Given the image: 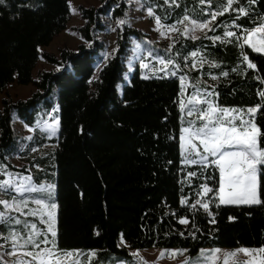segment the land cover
<instances>
[{"label": "trees", "instance_id": "trees-1", "mask_svg": "<svg viewBox=\"0 0 264 264\" xmlns=\"http://www.w3.org/2000/svg\"><path fill=\"white\" fill-rule=\"evenodd\" d=\"M141 2L153 12L162 8L161 0ZM239 7L246 8L248 15L238 17ZM76 10L83 20L76 28L83 42L73 50L63 46L55 56L39 48L65 28L70 17L68 0H0V149L13 140L11 115L18 114L24 125L33 128L22 151L29 155L33 182L53 178L58 249L95 252L87 264H129L133 255L119 244L122 237L131 249L178 247L187 250L188 256L204 247L264 246V204L224 205L214 192L198 195L202 184L218 188V171L211 165L184 163L179 144L181 75L199 89L217 93L211 98L220 106L246 110L264 105L258 95L264 90V55L247 45L242 50L240 41L223 36L225 30L240 35L241 28L231 26L233 20L245 30L258 25L264 19V0L254 4L234 0L232 10L218 16L213 30L206 31V36H221L220 41L175 37L171 51L159 50L179 65L175 76L143 78L134 67L119 92L116 84L122 82L129 37L141 38L143 33L123 26L115 50L92 78L93 62L103 47L97 37L104 28L100 16L110 10L112 16L122 17L126 6L122 0H101L97 7L79 4ZM166 21L161 20L167 25L170 20ZM194 51L219 67L204 63L187 68L193 59L188 55ZM242 51L255 69L247 67ZM39 58L56 69L33 77ZM198 77L201 82H196ZM13 82L31 84L34 91L24 100L12 101L6 90ZM53 86L59 125L57 135L48 138L35 128L31 110L48 97ZM52 104L40 105V122ZM256 123L264 133V111L257 114ZM45 144H51L47 154L31 156L33 147L42 151ZM260 146L264 147V136ZM19 171L28 173L25 166ZM191 172L196 175L189 176ZM258 181L264 200V175ZM197 199L207 201L209 209L193 208ZM184 217L188 224L179 222ZM0 264L4 263L0 260Z\"/></svg>", "mask_w": 264, "mask_h": 264}, {"label": "snow or ice", "instance_id": "snow-or-ice-1", "mask_svg": "<svg viewBox=\"0 0 264 264\" xmlns=\"http://www.w3.org/2000/svg\"><path fill=\"white\" fill-rule=\"evenodd\" d=\"M167 2V0H165ZM211 0H209V3ZM256 0H249V3L254 4ZM175 3V0H172ZM201 4L205 0H200ZM234 0H223L222 11H213L211 13L205 12V15H210V20L197 21L188 15L182 19L177 20L173 24L165 25L161 22V17L156 16L155 22L159 25L161 35L166 33H178L180 28L177 25H183V34H187L190 30L195 33L198 29L201 32L205 30L212 31V23L216 21L218 16L224 15L225 12L232 10ZM239 16H247L248 10L244 7L236 9ZM149 15H154L152 8H148ZM237 17V18H238ZM125 20L118 21L119 25H124ZM233 27L241 28L240 35L234 31H225L224 38H235L240 41V48L243 50L245 45L249 46L256 53L264 55V19L254 26L251 30L243 29L235 20L232 21ZM192 39H199V37L192 35ZM215 41H220L221 36L209 37ZM225 42L231 43L232 41L226 39ZM172 45L169 46L168 51H171ZM244 62L247 63L248 68L255 69L256 65L252 63L248 55L242 51ZM190 55L196 58L199 54L192 52ZM152 56V53H149ZM158 60L161 67L153 68L152 71L163 72L164 76H175L177 73L169 68L173 65L177 70L179 65L172 59H165L163 56L154 57ZM187 57H185V60ZM207 61L204 57H200L199 64L202 67ZM144 68H149L147 63L142 65ZM197 62L193 60L192 67L195 68ZM212 67H219L213 63ZM237 69L233 68L232 71ZM222 76H227V72H222ZM147 78V77H145ZM181 82V99L180 107L182 110H187L188 117H195L188 120L187 127L181 129V148L182 155L184 156V163L186 164H202L205 168L209 165L215 166L219 172L218 188L213 189L207 184L201 185L202 191L198 193L200 196H207L209 193H215V198L219 200L220 204L224 205H254L264 204L261 200L260 185L258 176L264 175V148L260 146L261 138L264 133L261 132L260 127L256 123L257 114L264 111V105L257 104L254 107L245 109L226 108L220 106L211 97L218 95L215 92H208L201 90L197 85H193L198 95L184 97V92L187 89V76L181 75L179 77ZM216 79L215 76L212 77ZM258 95L264 98V90L260 91ZM185 99L187 103H185ZM198 105H205L206 107H198ZM55 125H59V120H55ZM51 128L52 134H55L56 127L48 125ZM31 130V129H30ZM31 139V137H29ZM198 142V143H197ZM198 157V158H194ZM211 158V159H210ZM6 165H0V171L6 169ZM4 174L9 178L0 181V193L8 194L15 192L19 194L21 199H17L16 195H12L9 199L0 198V224L14 223L16 225H23V229L27 230V235L22 236L21 231L12 229L7 237H3L5 241H11L13 249L17 247L31 246L32 249L38 251H27L24 255L31 257V260L24 261L21 259L17 264H69L73 257H76L72 264H80L79 257L83 255L80 250L65 251L58 249L56 243V208L57 205L52 200V192L55 185H36L32 182L31 175L11 174L4 171ZM195 176V172L188 174ZM37 194V197H32L31 201L25 199L26 195ZM46 194V195H45ZM39 197V198H38ZM34 203L37 207L29 209V203ZM188 203L187 200H182V204ZM200 205L204 210L209 209V203L197 199L195 208ZM25 209H28L25 211ZM13 212L21 213L25 216L40 217V223L46 225V229H40L36 223H29L28 221H21L19 217H14ZM230 219H232L230 217ZM181 224H188L187 217L179 220ZM215 220H212L214 223ZM183 235V233H181ZM195 235V233H193ZM43 237V239H39ZM123 241V237L121 238ZM23 240V244L20 241ZM44 245V247H41ZM3 247V245H0ZM187 250H172L167 253L170 256L182 254ZM220 249L204 250L201 249L200 256L196 258L191 264H215V261L220 259ZM9 255H15V252H9ZM240 254L246 258L239 259ZM138 256V253H133ZM166 255L164 251L160 253V258ZM95 256V252L88 255L89 260ZM230 259L232 264H264V246L258 249L239 248L234 251L223 253V264H229ZM140 264H147L143 258H140ZM183 264H190L188 260Z\"/></svg>", "mask_w": 264, "mask_h": 264}, {"label": "rangeland", "instance_id": "rangeland-1", "mask_svg": "<svg viewBox=\"0 0 264 264\" xmlns=\"http://www.w3.org/2000/svg\"><path fill=\"white\" fill-rule=\"evenodd\" d=\"M100 1L101 0H68L70 17H69L68 22L66 23L65 28L60 33H58L56 36H54V38L51 40V42L48 45L40 47L39 50L47 51L57 56L58 50L63 46L71 50L75 49L78 44L83 42L79 34L76 31V28L83 22L82 18L79 16L78 11L76 10V6L80 4L83 6L97 7L100 4ZM122 1L124 2L126 6L125 14L122 17L112 16L110 10L100 16L101 21L104 25V28L97 32V37L103 43V47L98 52L93 62L94 71L92 75V78H93L96 75V72L99 70V68L105 63L106 59L111 55L112 51L115 50L116 48L115 40L117 37V33L121 31V28L123 26H128V27L131 26V27L139 29L143 33L144 36H140L141 38H136L132 36L129 37L128 45L126 47V55L124 57L125 70L122 73V82H119L116 84V90L118 92L121 90L122 84H124L127 81L128 76L130 72L134 69V67L139 68V75L143 78L164 74L163 72H156L155 74L153 73L152 71L153 68L161 67L158 60L155 59L154 57L161 56L162 53L160 54L157 53L159 50H162L163 53H165L166 50L169 49V46L171 45L175 37L178 39L179 38H191L192 35H195L197 37L208 38V39L209 37H213V36H206L207 30H205L204 32H201L200 30L197 29L195 33H193L191 31L190 25H189L190 30L187 34L182 35L181 33H183L184 26L177 25V27L180 28L181 30L180 32L166 33L165 35H161V32L158 30L159 25H157L155 22L156 16L161 17V20L165 19L166 21L167 19L168 22L170 20V22L167 23V25L175 23L177 20L182 19L185 15H188L192 19H195L196 17L197 19L200 20V17H202V15L205 14V12L211 13V11L213 12L218 9L222 11V7L220 6L223 3V0H211L210 3L208 0V1H205L204 4H201L200 0H175V3H172V0H167V2H165V0H161L162 3L159 5L162 8H165V7L167 8L166 9L157 8L154 10L155 15H149L148 8H145L142 6L141 0H122ZM211 3H212V7H211ZM153 9L154 8H152V10ZM209 17L210 15H207L204 19L200 21L210 20ZM121 19L126 21L124 25L118 24V21ZM225 27H227V25ZM210 40L213 41L212 39ZM150 52L152 53V56H149ZM188 57L193 58L190 54L188 55ZM200 57L201 56L198 55L196 58H193L192 62L188 64L187 68H190L192 66L193 60H195L197 64H199ZM205 60L207 61L206 58ZM145 63L149 65V68H144L142 66ZM205 64L212 65V62L207 61ZM169 68L173 71L177 70L176 68H174L173 65H169ZM50 69H56V66L49 64L45 62L44 60H42L41 58H39L32 70V76L35 77L36 73L39 71H42V70L46 71ZM191 69H194V68L191 67ZM197 81L201 82L202 80L201 78L198 77L196 82ZM186 84H187L186 90L189 89L190 92L188 93L185 91L184 97L200 94V93H197V91L193 88V84H190L188 80L186 81ZM204 84L208 85V81H205ZM200 90H201V93L204 90L211 92L209 89H206L204 87H202V89ZM6 91L12 101L19 100V99L24 100L25 98L29 97V95L34 91V87L31 84L18 85L16 83H11L8 85ZM56 91H57L56 87L53 86L48 97L43 101L41 100L35 103L34 107L31 110L32 116L37 126L35 128H37L40 132L44 133V135L48 138L55 137L58 132V126L55 125V120L58 119L57 105L55 103ZM2 97H3V94L0 92V99ZM180 99H181V92L179 95V107H180ZM43 102H49V103L53 102L52 104L53 106L50 109V111L46 114V117L44 116L45 118L40 122L38 119H40L41 117L40 116L41 112L38 111V108L40 107L41 104H43ZM185 103H187L186 99H185ZM198 107L203 108L206 106L198 105ZM226 108H230V107H226ZM186 112H187L186 109L182 110L180 107V124H181L180 130L183 127L188 126L187 124L188 120H192L195 118L194 116L188 117L186 115ZM12 121H13L12 122L13 123V126H12V133H13L12 139L13 140L11 141L9 146H7V148L0 149V165H6L7 167L4 171L11 173L13 175L15 174L30 175L29 172H33V167L28 164V161H29L28 153H22V151L24 150V147L27 141L30 140L29 137L32 136L33 128L24 125L23 119L18 114L15 117H13ZM48 125H52L56 127V131L54 135L52 134V130L50 127H48ZM181 143L182 141H181V134H180V137H179L180 154H181L182 161L184 162V156L182 155ZM49 149H51V144H45L42 151L33 147L31 149L32 151L31 156L33 157L34 155H37V154L39 155L43 153L47 154L49 152ZM52 149H53V145H52ZM194 158H198V157H194ZM23 166L26 167L28 173L19 171V169H21ZM4 171H0V174L3 175V179L0 181H3L9 178L7 175L4 174ZM49 184L54 185L53 178L50 181L42 182L36 185H49ZM12 195H16L17 199H21L19 194H16L15 192H11L8 194L0 193V198L9 199ZM32 197H37V194L33 193L30 196L26 195L24 198L29 199L31 201ZM217 201L219 203L218 199ZM50 202L55 203L54 190L52 192V200ZM36 207L37 206L34 203H31V202L29 203V209H34ZM200 207L203 208L202 206ZM0 210H3L2 206H0ZM27 210L28 209H25V211ZM11 215L14 217H19L21 221H28L29 223H36L37 227L40 229H46V225L40 223L39 216H36V217L25 216V215H22L21 213H16V212H13ZM12 229L21 231L22 236L27 235V230L23 229L22 224L21 225H16L14 223L0 224V245H3V247H0V260L4 264H17V262L20 261L21 259H23L24 261L31 260V257L24 255V253L30 250L31 251H38V250L32 249L31 246L17 247L16 249H13L11 245V241L6 242L5 239H3V237H7L9 235V232ZM39 239H43V237H40ZM20 243L23 244V240H21ZM119 244L127 247L128 252L131 253L132 255L133 253H138V256L133 255V260L129 264H140V258H143L144 261H147V264H183V262L186 260H188L191 264L192 261H194L196 258L200 256L201 249H204V250L220 249L221 250V253L219 254L220 259L216 260L215 264H223V253L224 252H230V251H234L239 248H243V247H234V248L204 247V248H200L192 256H188L185 252H182V254H177L176 256H170V255H167L169 251L184 250V249H181L178 247L131 249L127 246V244L124 241H122V239H119ZM41 247H44V245H41ZM258 248H248V249H258ZM13 251L15 252V255L8 254L9 252H13ZM70 251H74V250H70ZM162 251H164L166 255L163 258H160V253ZM80 252L83 253V255L79 257L80 264H87L89 262L88 255L89 253L93 251H80ZM245 258L246 257L243 254H240L239 259L243 260ZM75 259L76 257H73L72 261H75ZM72 261H69V264H72ZM116 264H123V263L117 262ZM229 264H232L231 259L229 261Z\"/></svg>", "mask_w": 264, "mask_h": 264}, {"label": "crops", "instance_id": "crops-1", "mask_svg": "<svg viewBox=\"0 0 264 264\" xmlns=\"http://www.w3.org/2000/svg\"><path fill=\"white\" fill-rule=\"evenodd\" d=\"M14 83V82H13ZM11 84V83H10ZM11 122H13L12 120H13V117H15V114L14 113H12V115H11ZM40 123V122H39ZM12 125H13V123H12ZM35 127H37L36 125H35Z\"/></svg>", "mask_w": 264, "mask_h": 264}, {"label": "built area", "instance_id": "built-area-1", "mask_svg": "<svg viewBox=\"0 0 264 264\" xmlns=\"http://www.w3.org/2000/svg\"><path fill=\"white\" fill-rule=\"evenodd\" d=\"M203 185V184H202Z\"/></svg>", "mask_w": 264, "mask_h": 264}]
</instances>
